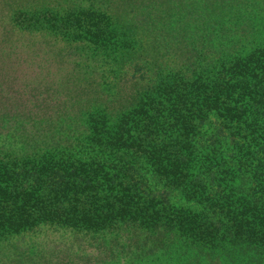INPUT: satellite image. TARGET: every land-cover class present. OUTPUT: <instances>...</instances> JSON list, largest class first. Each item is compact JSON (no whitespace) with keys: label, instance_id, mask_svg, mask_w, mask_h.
I'll use <instances>...</instances> for the list:
<instances>
[{"label":"trees","instance_id":"1","mask_svg":"<svg viewBox=\"0 0 264 264\" xmlns=\"http://www.w3.org/2000/svg\"><path fill=\"white\" fill-rule=\"evenodd\" d=\"M263 221L264 0H0V264H264Z\"/></svg>","mask_w":264,"mask_h":264},{"label":"rangeland","instance_id":"2","mask_svg":"<svg viewBox=\"0 0 264 264\" xmlns=\"http://www.w3.org/2000/svg\"><path fill=\"white\" fill-rule=\"evenodd\" d=\"M263 224H264V221H263ZM69 235H70V233H69ZM63 239L66 242H70L71 241L70 238H68V236H64ZM11 243L16 245L15 248H24V243L21 240L17 239V238H12V242ZM118 249H120V250L123 249L124 250L125 248H118ZM181 249H185V248H181ZM186 249H188V248H186ZM211 249H212L213 252H220V250L224 249V248L215 247V248H211ZM250 249L251 250H249L247 253L252 254L253 252H255L254 249H252V248H250ZM145 264H151V263H145Z\"/></svg>","mask_w":264,"mask_h":264}]
</instances>
